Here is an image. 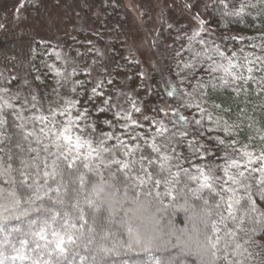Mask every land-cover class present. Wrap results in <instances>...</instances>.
Here are the masks:
<instances>
[{
  "label": "snow or ice",
  "instance_id": "snow-or-ice-1",
  "mask_svg": "<svg viewBox=\"0 0 264 264\" xmlns=\"http://www.w3.org/2000/svg\"><path fill=\"white\" fill-rule=\"evenodd\" d=\"M201 2L189 0L184 7L191 10ZM214 2L224 17L240 16L249 6L243 0L238 8H230V0ZM35 3L18 0L16 18ZM193 19L197 27L185 34L191 59L180 61L177 73L191 89L183 91L180 105L190 115L167 105L149 115L138 94L116 87L102 60L69 70V60L55 51L62 66L48 65L57 78L52 96L31 89L12 94L0 86V145L11 139L5 110H12L21 152L17 168L0 160V233L5 234L0 264H107L105 258L121 255L124 247L147 254L151 264H186L193 255L198 264H249L260 254L253 249H264L257 243L264 237V131L241 142V124L224 118L231 108L208 99L217 89H231L245 103L243 97L253 93L264 96V31L258 42L222 37L243 45L232 50L215 40L209 44L206 20L199 12ZM192 201L199 209L197 221L176 243L165 234L146 237L131 227L123 245L102 243L111 237L109 225L123 203L166 211L187 209ZM10 221L21 226L9 230ZM167 249L176 251L156 256Z\"/></svg>",
  "mask_w": 264,
  "mask_h": 264
},
{
  "label": "rangeland",
  "instance_id": "rangeland-1",
  "mask_svg": "<svg viewBox=\"0 0 264 264\" xmlns=\"http://www.w3.org/2000/svg\"><path fill=\"white\" fill-rule=\"evenodd\" d=\"M186 2L189 0H36L34 5L21 9L17 19L18 0H0V24L5 26L0 29V86L10 87L12 94L31 89L50 97L57 87L56 80L52 90L44 92L34 79L31 63L35 45L45 44L69 60V70L102 60L117 81L116 87L138 94L152 115L150 109L163 106L162 98L157 101L154 97L157 92L163 97V82L168 90L178 82L171 60L181 53L184 41L180 40L197 27L194 13L199 12L206 20L211 30L208 35H217L209 22L213 0H203L191 10L184 7ZM204 3L209 4L207 9ZM60 66L62 62L58 61ZM12 77L15 79L6 85L5 80ZM91 86L86 84L87 88Z\"/></svg>",
  "mask_w": 264,
  "mask_h": 264
},
{
  "label": "trees",
  "instance_id": "trees-1",
  "mask_svg": "<svg viewBox=\"0 0 264 264\" xmlns=\"http://www.w3.org/2000/svg\"><path fill=\"white\" fill-rule=\"evenodd\" d=\"M242 0H230V8H238ZM244 3L249 5L246 11L240 16L224 17L222 12V6H217L216 3L212 2L209 8V22L212 23L217 31V35H207L206 39L209 44L212 40L221 45H227L232 50H237L241 46L232 40L222 39V37L230 36H240L247 38L248 41H259L261 32L264 31V0H243ZM184 41L180 46L181 55L179 57H172V67L174 70L175 79L178 80L175 84L177 91L173 96L167 95L168 86L165 82L163 85L164 95L155 94L154 97L157 101L162 98L163 106H171L173 108H180V111L185 115H190L191 113L185 111L180 105L184 102L181 99L182 93L185 89L191 90L189 84L185 81L180 82V76L177 75L180 72V61L187 62L191 59V52L189 49V42L187 38L182 39ZM197 48L201 46H196ZM34 77L40 76L39 81L35 80L39 87L46 93L52 90L54 81L57 78H53L54 73L50 71L48 65L56 64L58 66V61L55 58L54 53L49 50V45H39L36 44L32 53L31 59ZM180 65V66H178ZM187 70H185L186 72ZM184 75V73H181ZM205 81L209 77L204 73H199ZM193 83L195 81L193 80ZM49 88L47 90L46 88ZM255 85H251V88H255ZM172 90V89H171ZM51 92V96H52ZM210 104L217 103L224 107L231 108V111L224 114V118L230 123L237 122L241 124L242 131L240 132L239 139L241 142H246L247 136H256L258 131H264V96L257 97L254 93L243 97L242 102L240 98H237L231 92V89H217L210 92L208 97ZM8 120L7 132L11 136L7 145H0L4 148V151L0 153V160L3 163H11L13 168L19 167V159L21 152L15 146V142L19 139L17 133L18 129L16 124L19 123L16 120L15 114L12 110H5ZM110 114V113H109ZM108 114V116H109ZM245 115L251 119H245ZM104 116L101 114V119ZM251 124L252 127L248 128L247 125ZM11 157V159H9ZM260 203L259 196L260 193H256ZM122 200V194L120 196ZM195 201H192L193 206L187 209L177 206L175 208H168L166 211H158L155 206L141 207L138 205L131 204L130 202L123 203L122 208H117V214L112 219L110 223L111 237L107 241H102L106 246H112L116 244L123 245L125 241L129 239L128 228L131 227L133 232L139 231L144 236L151 235H161L165 234V238L171 240L172 243H176L177 236H181L182 231H190L193 224L197 221V214L199 209L195 207ZM264 208V204L260 205ZM105 217V223L108 224V213H103ZM13 226H21L18 221L9 222V230ZM4 233H0V240L3 239ZM18 234L12 233L15 237ZM146 236V237H147ZM257 243L264 245V237H258ZM0 250H4L0 248ZM121 255L106 257L107 264H151L152 258L147 254L143 253L139 249L129 251L126 247L119 249ZM175 249H167L156 253L157 257L167 258L175 253ZM254 252H259L260 254L255 257L253 261L249 264H264V249H253ZM196 262V257L188 256L186 258V264H194ZM198 264V262H196Z\"/></svg>",
  "mask_w": 264,
  "mask_h": 264
}]
</instances>
